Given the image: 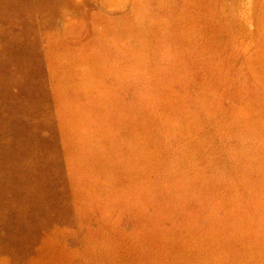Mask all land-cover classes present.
Segmentation results:
<instances>
[{
  "label": "rangeland",
  "instance_id": "obj_1",
  "mask_svg": "<svg viewBox=\"0 0 264 264\" xmlns=\"http://www.w3.org/2000/svg\"><path fill=\"white\" fill-rule=\"evenodd\" d=\"M0 264H264V0H0Z\"/></svg>",
  "mask_w": 264,
  "mask_h": 264
}]
</instances>
